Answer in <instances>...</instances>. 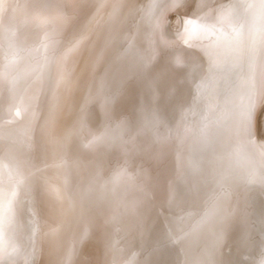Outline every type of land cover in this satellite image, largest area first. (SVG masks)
Returning <instances> with one entry per match:
<instances>
[{"label": "bare ground", "instance_id": "6f19581e", "mask_svg": "<svg viewBox=\"0 0 264 264\" xmlns=\"http://www.w3.org/2000/svg\"><path fill=\"white\" fill-rule=\"evenodd\" d=\"M48 1L61 3L0 0L2 145L20 157L30 149L42 161L46 173L40 176L48 186L45 205L33 207V187L24 189L18 169L0 160V264H228L217 236L225 232L220 215L230 209V196L215 191L211 201L205 189L230 178L251 188L246 206L245 191L232 196L238 229L233 233L230 223L227 241L234 243L233 264H264V0H234V12L228 0H205L201 21L192 23L191 6L183 1L163 2L160 10L152 0H69L77 24L52 74L49 41L56 28L37 19ZM146 17L150 33L158 29L153 43L144 34ZM183 69L208 101H220L216 126L194 122L181 104L166 110L171 92L165 76ZM98 95L105 98L100 107ZM105 103L113 104L109 114ZM85 125L97 129L84 136ZM125 133L179 141L183 153L176 144L152 162L164 172L165 163H180L163 189L153 179L129 211L108 214L95 240L84 244L87 237L80 235L102 220L120 192L118 143ZM183 187L192 194L181 215L202 219L190 228L171 214Z\"/></svg>", "mask_w": 264, "mask_h": 264}, {"label": "rangeland", "instance_id": "374dc122", "mask_svg": "<svg viewBox=\"0 0 264 264\" xmlns=\"http://www.w3.org/2000/svg\"><path fill=\"white\" fill-rule=\"evenodd\" d=\"M82 1V0H81ZM137 0H131L129 4H135ZM170 0H152V3L153 5L155 3H157V6L160 10H161V5L163 2H169ZM177 1H183V3H185V0H177ZM192 1V2H191ZM202 1H205V0H190V2H188V8H190L191 6V9H189L190 11V14H191V21L193 22V19L195 20V18L197 19L199 16V18L202 19V13H201V9H200V4ZM229 1V5L232 3V5H230L231 7V12L233 11H237L235 6H234V0H228ZM60 5L58 4V7L56 5H53L51 3H47L48 6H46L43 10V14H39V17L37 15V19L42 21V22H45V24L48 23V27H52V28H56V31L52 34V38L50 39L49 43H50V48H51V54L49 56V69H50V72L51 74L55 71V67H57V65L59 64L60 62V59L63 55V52L65 50V46L66 44L68 43L67 41V37H69V35L71 34V32L73 31L74 29V25L76 26L77 24V16H78V13H75L76 11H73L72 10V3L69 1V0H60ZM64 2V3H63ZM51 5V6H50ZM66 5V6H65ZM196 5V6H195ZM56 7V8H55ZM153 7V6H152ZM151 7V9L153 10V8ZM235 8V9H234ZM54 9V10H53ZM157 9V8H156ZM52 10V11H51ZM60 10V11H59ZM62 10V11H61ZM50 11V12H49ZM59 11V12H58ZM64 11L63 15H62V12ZM194 11V12H193ZM56 12V13H55ZM67 12V13H66ZM200 12V13H199ZM47 13V14H46ZM54 13V14H52ZM196 15H194V14ZM199 13V14H198ZM61 14V15H60ZM73 14V16H72ZM193 14V15H192ZM60 15V17H59ZM199 15V16H198ZM64 16V17H62ZM66 16V17H65ZM73 18H72V17ZM58 17V18H57ZM76 17V18H75ZM61 18L63 20H61ZM66 18V19H65ZM148 17H146L144 20L146 22V25H145V22L143 21V25L145 27V31H144V34H147L149 35V37H151L152 39H150V43H153V37L156 39L158 38L159 36V33H157V30L154 31V33H150V29L153 28L151 27V24L150 22L148 21L149 18L147 19ZM199 18L197 19L198 22L201 21L199 20ZM75 19V20H74ZM61 20V21H60ZM65 20V21H64ZM69 20V22H68ZM196 21V20H195ZM62 22V23H61ZM68 22V23H67ZM74 22V25H72ZM149 22V23H147ZM65 24V25H63ZM69 24V25H68ZM68 25V26H67ZM59 26V27H58ZM65 26V27H64ZM69 27V28H68ZM134 28V29H132ZM62 29V30H60ZM64 29V30H63ZM70 29V30H69ZM132 29V30H131ZM131 33L132 35H135L134 33H136V29H138V26L137 24L132 26L131 27ZM68 30V31H67ZM72 30V31H71ZM134 30V31H133ZM63 32V33H62ZM65 33V34H64ZM158 34V35H157ZM153 35V36H152ZM64 36V37H63ZM65 38V39H64ZM58 39V40H57ZM63 43H60L58 41H60ZM158 40V39H156ZM52 41V42H51ZM57 42V43H56ZM57 44V45H56ZM59 44V45H58ZM62 44V47L61 48V45ZM60 47L62 49V51L60 50L59 48V51H58V48ZM56 47V48H55ZM55 49V50H54ZM61 51V52H60ZM60 52V53H59ZM62 53V54H61ZM57 54V55H56ZM60 54V56H58ZM54 56V57H53ZM58 56V57H56ZM56 57V58H55ZM58 59V60H57ZM56 62H54V61ZM51 63V64H50ZM53 64V65H52ZM250 64L248 61H246L244 63V66H243V79H244V82L245 84H248V76H249V72H250ZM174 72L173 73H168L166 76H165V79L164 80H167L168 79V84H167V87L168 89L170 90L171 92V98L169 100H167L165 102V105H166V110H171V108H173L175 106V104H181L183 107H187V109L190 110V113H191V116H192V120L194 121V119H196L194 122H198L200 121L201 123L203 122H206L207 124H209L210 126H216V121H217V118H216V113L219 111L220 109V106H221V103L220 101L218 100V98H216L215 96V100H210L208 101L206 99V92H204V89L201 87L200 83L198 82H189L185 76V69L183 70H179V71H175L173 70ZM217 71V70H216ZM219 73V72H218ZM176 75V76H175ZM172 76V77H171ZM179 76V77H178ZM172 78L170 80V78ZM176 78V79H175ZM172 81V82H171ZM182 81V82H180ZM219 81L221 82L220 84H222V77H219ZM194 84V85H193ZM198 84V85H196ZM181 85V86H180ZM200 85V86H199ZM180 86V87H179ZM199 87L201 89H199ZM175 88V89H174ZM174 90H176L174 92ZM178 90V92H177ZM196 90V91H195ZM199 90L202 92V93H199ZM173 91V92H172ZM198 91V93H197ZM204 93V94H203ZM189 94V95H188ZM197 95V96H196ZM200 95H202V97H200ZM101 97V99H100ZM103 99H105L104 97H102L101 95L97 96L96 97V100H98V106L100 107V105H102V101ZM102 100V101H101ZM216 100H217V103H216ZM106 101V100H105ZM220 104H219V103ZM95 103V101H94ZM100 103V105H99ZM207 103V104H206ZM213 103V104H212ZM212 106H211V105ZM96 106V103L94 104ZM110 105V106H109ZM107 104L105 103L104 105V109L105 111L107 112V114H109L111 111H112V106L113 104L110 103V104ZM213 105L215 107H213ZM217 105V106H216ZM219 105V107H218ZM211 106V107H210ZM108 107V108H107ZM190 107V108H188ZM213 110H210L212 109ZM216 108H217V111H216ZM98 110V108H97ZM110 110V111H109ZM210 110V111H209ZM196 111V113H195ZM198 111V112H197ZM194 112V113H193ZM196 114V115H195ZM198 114V115H197ZM195 115V116H194ZM201 118V120H200ZM198 120V121H197ZM3 122H6L5 121H0V123H3ZM85 127H87L86 125L84 127H81V133L86 136L87 134H89L90 132L92 133L95 129L97 128H92V127H88L86 129H84ZM84 129V130H83ZM93 129V130H92ZM92 130V131H91ZM97 131V130H96ZM85 132V133H84ZM88 132V133H87ZM90 135V134H89ZM136 135V136H135ZM135 135H130L129 133H125V134H122L121 135V138H120V142L118 143V149L120 150V154L122 155V159H123V171H122V176H121V189H120V192L117 194V197H115L113 199L112 202L109 203L106 211H105V214L103 215V217L101 218L102 220H100L96 225H94V227H92L91 229H89L85 234H82L80 235L81 237H83L85 235L86 240L84 242V244H87V243H90V241H94L95 240V237L94 235L98 233L99 231V228L102 224L105 223V218L109 217V215H111L112 213H121L122 211L123 212H126V211H129L130 208H132L137 200L139 199L140 195H141V191H143L144 189H147L148 188V185H150L151 183L149 182H152L153 179L157 178L158 180V187L159 189H161V186H162V189L163 187L165 186V184L167 183V181L171 178V175L176 171V169L178 168V165L180 162L176 161V160H173V161H169L167 162V164L165 163V172L164 171H161V168L159 167V163L154 162V157L156 158L157 155H158V159L161 158V153H159V151H168V150H171V148H175L177 147L178 145V148H182V146L180 145L181 143H179V141L176 143L175 142V139L172 141V142H166V141H163L160 139V137L156 138L155 136H153L152 134H146L147 137H143L144 136V133L142 134H135ZM150 136H153V137H149ZM135 137V138H134ZM143 138L145 139V141L143 140ZM152 138V139H151ZM177 138V137H176ZM122 139V140H121ZM141 140V141H140ZM143 141V142H142ZM150 141V142H149ZM148 142V143H147ZM155 142V143H154ZM145 144L142 146V144ZM138 144V145H136ZM141 144V145H139ZM177 144V145H176ZM136 145V146H135ZM153 145V146H152ZM146 146V147H145ZM150 146V147H149ZM149 147V148H148ZM152 147V148H151ZM24 148V147H23ZM142 148V149H141ZM149 150H148V149ZM25 149V148H24ZM141 149V150H140ZM29 152H28V155L25 156V157H20L18 156L17 154H14L13 152H10L8 150H6L3 145H2V138L0 137V160H4L8 163V169L11 170L12 172L15 170L18 169V171L20 172L21 174V179L23 180L22 182V186H24V189H28L29 186L33 187V191L31 194H29L32 199H33V207H37L39 208L40 205L41 206H44L45 203H46V199H47V194H48V186H47V182L46 183H43V180H41V173L44 172V174L46 173L44 167H43V164H42V161L35 155H33L30 151V149H28ZM137 150V151H136ZM143 150V151H142ZM156 150V151H155ZM125 151V152H123ZM143 153H142V152ZM155 153V156H154V153ZM180 152L183 153L182 149H180ZM138 153V154H137ZM67 161L69 163V166L71 167V158L69 156V153L67 151ZM128 154V156H127ZM143 154V155H142ZM138 156V157H137ZM152 156V157H151ZM144 157V158H143ZM137 158V159H136ZM139 158V159H138ZM151 158V159H150ZM142 160V162H141ZM179 160V159H178ZM140 162L138 164V162ZM153 161V162H152ZM52 162V161H51ZM131 162V164H130ZM152 162V163H151ZM45 163V162H43ZM48 165H49V162H47ZM46 164V163H45ZM44 164V166H45ZM141 164V166H140ZM145 164V165H144ZM147 164V165H146ZM152 164V165H151ZM168 165V166H167ZM125 166V167H124ZM74 167V166H73ZM150 169H149V168ZM171 170H169V168ZM72 168V167H71ZM154 170H153V169ZM76 169V167H75ZM126 171H125V170ZM150 170V171H149ZM14 171V173H15ZM168 171V172H167ZM160 172V174H158ZM154 174V175H153ZM163 174V175H162ZM165 175V177H164ZM26 180H25V178ZM160 176V177H159ZM162 176V177H161ZM166 178V179H165ZM123 179V181H122ZM21 180V181H22ZM164 182H163V181ZM167 180V181H165ZM224 180V179H222ZM222 180H219L218 182L216 181H213V182H209V187H207L208 185H206V189L205 191L210 194L209 196V199L212 200H215L217 198H215L216 194L219 195L221 197V194L222 195H226V194H229V205H230V209H227L225 207V212H221V220L224 221V235H223V239L221 240V246H220V254H223L224 257H228L227 255L229 254L230 255V259H229V263L228 264H233V261H234V257H235V253H234V247L232 249V246H234V243L230 242V241H227V236H228V232L230 231L231 227L229 226L230 223L231 226H232V230H233V233H235L237 231V224H235V220L233 221L232 220V217L234 215V202H235V199H234V195H238L239 192H243L244 193V206L247 205L248 203V192H251L249 188V185H246V184H242L240 185V187H237L235 182L232 183V178L228 179L229 181L226 182L227 179H225L224 181ZM234 180V179H233ZM220 182V183H219ZM27 185H26V184ZM216 183V184H215ZM221 183L223 184V186L221 185ZM214 185V186H211V185ZM232 184V185H231ZM217 185V186H216ZM227 188H226V186ZM28 188H27V187ZM221 186L219 189L218 187ZM213 187V189H212ZM215 187H217V189L215 190ZM235 187V188H234ZM246 187V188H245ZM250 187H257V186H250ZM212 190H210V189ZM239 188V189H237ZM221 189H223L221 191ZM236 189V191H235ZM245 189V190H244ZM254 189V188H253ZM202 190H203V187H202ZM209 190V191H208ZM232 190V191H231ZM189 191V192H188ZM215 191L216 194L214 193ZM221 191V192H220ZM181 192V193H180ZM186 192V193H185ZM192 192V188L191 187H183V189H181L179 191V194L178 195H183V196H179V200L177 199L176 203H175V206L173 205L171 209H177L174 211L171 210V214L172 216H174V218L176 219H179L177 222L179 224H182L185 226L190 228L191 224L195 223L196 220H198L199 218V221L202 220L200 215L199 217L197 216L195 218L196 215L192 216L191 214H188V215H181L183 214L182 212L185 210V206H186V200L188 199V196L190 193ZM221 194H219V193ZM224 192V193H223ZM227 192V193H226ZM231 192V193H230ZM234 192V193H232ZM160 193V191H159ZM158 193V194H159ZM192 194V193H191ZM232 194V195H231ZM246 194V195H245ZM162 194H159V196H161ZM124 196L126 198H124ZM185 196V198H184ZM234 196V197H232ZM40 199H39V198ZM213 197V199H212ZM182 198V199H181ZM246 198V199H245ZM121 199V200H120ZM125 200V201H124ZM185 200V201H184ZM19 201V202H18ZM23 201V200H22ZM37 201V202H36ZM118 201V202H116ZM234 201V202H233ZM21 200H17V204H20ZM39 202H42V203H39ZM180 202V203H179ZM247 202V203H246ZM178 203V204H177ZM37 204V205H36ZM114 205V206H113ZM184 205V207H183ZM232 206V207H231ZM110 207V208H109ZM109 208V209H108ZM181 208V209H180ZM108 210H110L108 212ZM178 210V211H177ZM231 210V211H230ZM174 212V213H173ZM178 212V213H176ZM185 212V211H184ZM225 213V215H223ZM109 214V215H108ZM177 214L179 215V218L176 217ZM223 215V216H222ZM224 217V218H223ZM176 219V220H177ZM181 219V221H180ZM183 219V220H182ZM224 219V220H223ZM192 220V221H191ZM226 220V222H225ZM180 221V222H179ZM231 221V222H230ZM199 223V222H198ZM189 226H188V225ZM93 229V230H92ZM95 230V232H94ZM84 232V231H83ZM89 232V233H88ZM237 233V232H236ZM235 233V234H236ZM79 235V233H78ZM90 236V237H89ZM93 237V238H92ZM91 238V239H89ZM224 250V251H223ZM226 250V252H225ZM257 253V251L255 252V254ZM255 256V255H254ZM233 259V260H232ZM232 260V261H231Z\"/></svg>", "mask_w": 264, "mask_h": 264}, {"label": "snow or ice", "instance_id": "6c2138e0", "mask_svg": "<svg viewBox=\"0 0 264 264\" xmlns=\"http://www.w3.org/2000/svg\"><path fill=\"white\" fill-rule=\"evenodd\" d=\"M188 2H190V0H185V3H188ZM262 7H264V5H262ZM188 23H192V21H188ZM185 43H187V41H185ZM117 179H119V175L117 176ZM11 195L14 197V196H15V192H12ZM9 203H11L10 200H9ZM221 238H222L221 235H218V236H217V242H218L219 239H221ZM11 251H12V252H15V251H16L15 247H13ZM9 255H10V253L6 251V252H5V258H7Z\"/></svg>", "mask_w": 264, "mask_h": 264}]
</instances>
